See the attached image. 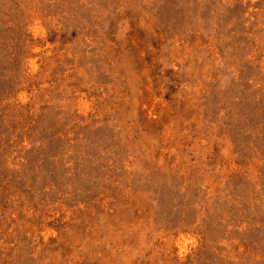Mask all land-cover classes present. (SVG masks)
I'll use <instances>...</instances> for the list:
<instances>
[{"label":"rangeland","instance_id":"374dc122","mask_svg":"<svg viewBox=\"0 0 264 264\" xmlns=\"http://www.w3.org/2000/svg\"><path fill=\"white\" fill-rule=\"evenodd\" d=\"M0 264H264V0H0Z\"/></svg>","mask_w":264,"mask_h":264}]
</instances>
